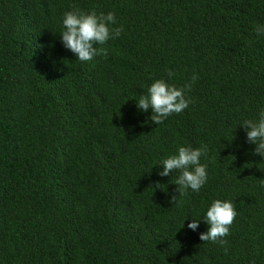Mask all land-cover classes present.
I'll list each match as a JSON object with an SVG mask.
<instances>
[{
    "label": "trees",
    "instance_id": "1",
    "mask_svg": "<svg viewBox=\"0 0 264 264\" xmlns=\"http://www.w3.org/2000/svg\"><path fill=\"white\" fill-rule=\"evenodd\" d=\"M73 5L123 25L106 58L64 47ZM257 24L264 0H0V264H264V157L242 125L264 109ZM194 73L182 113L137 108ZM201 145L207 183L178 197L161 162ZM216 199L238 213L227 254L199 239Z\"/></svg>",
    "mask_w": 264,
    "mask_h": 264
},
{
    "label": "clouds",
    "instance_id": "2",
    "mask_svg": "<svg viewBox=\"0 0 264 264\" xmlns=\"http://www.w3.org/2000/svg\"><path fill=\"white\" fill-rule=\"evenodd\" d=\"M72 8L73 10L66 12L62 19L63 30L60 35L64 47L75 54L82 63L90 62L97 56L106 58L109 51L106 45L109 41L118 39L124 31L123 25L116 26L118 22L115 13L98 14L94 9L85 12L75 5ZM254 31L257 36H264V25H255ZM174 75L175 72L171 70L167 72L169 79ZM198 79V75L194 73L190 80L179 88L164 79L155 80L147 89V93L139 96L137 108L143 112L151 109V121L156 125L163 124L169 116L182 113L193 102L187 93L191 92ZM242 125L247 130V141L256 145L254 154L264 157V109L260 111L258 120H244ZM207 153V145L195 149L191 146H179L178 154L171 155L161 162L163 171L158 175L167 177L170 173H179L174 182L178 197H183L189 190L198 193L208 180L207 165L201 163V157H206ZM260 183L264 186V180H260ZM162 186L159 182L155 184V188L162 189ZM178 197L173 195L170 203L178 205ZM237 215L236 206L231 201L214 200L204 218L209 225L208 230L201 233L199 239L220 245L227 254L226 237L230 234ZM187 227L196 231L199 221L189 223Z\"/></svg>",
    "mask_w": 264,
    "mask_h": 264
}]
</instances>
